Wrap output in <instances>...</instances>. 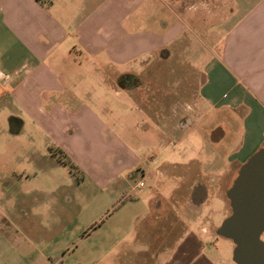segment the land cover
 Wrapping results in <instances>:
<instances>
[{"label":"crops","instance_id":"obj_1","mask_svg":"<svg viewBox=\"0 0 264 264\" xmlns=\"http://www.w3.org/2000/svg\"><path fill=\"white\" fill-rule=\"evenodd\" d=\"M71 67L80 73L61 79ZM93 75L100 80L87 79ZM131 79L138 83L126 82ZM80 80L85 88L127 94L137 108V129L147 125L143 134L151 133L143 139L168 147L194 135L204 145L151 169L161 182L150 194L145 240L135 242L150 259L130 263L125 254L111 255L120 245L130 252L122 236L98 262L190 264L187 247L205 250L219 237L213 205L223 202L224 215H231L226 192L240 167L264 148V0H0V264H65L76 239L90 237L77 226L81 208L70 189L49 203L40 195V182L31 178L40 166L72 164L108 191L112 205L124 194V178L133 179L140 160L118 138V103L102 105L105 121L73 99L71 114L45 111L60 107L56 96ZM14 105L40 117L46 163L35 159L38 146L23 136L26 123ZM215 128L221 133L212 138ZM93 139L105 141L100 161L88 156ZM221 141L223 150L215 149ZM47 205L52 212L43 213L45 223L40 211ZM230 243L231 261L217 264H234Z\"/></svg>","mask_w":264,"mask_h":264},{"label":"rangeland","instance_id":"obj_2","mask_svg":"<svg viewBox=\"0 0 264 264\" xmlns=\"http://www.w3.org/2000/svg\"><path fill=\"white\" fill-rule=\"evenodd\" d=\"M89 70L90 69H85L84 72L88 71L90 74L91 72ZM71 71L70 75L60 76V78L63 80L67 78L73 79L76 74L80 73L72 67ZM99 78L100 77L95 75H93L92 78L87 77V79H91L92 81L100 80ZM81 82V80L77 82L78 86L76 88L72 87L70 89H65L60 95L56 96V101L59 103L60 107L45 109V111L54 110L58 115L71 114L76 110L70 104L71 99H73L77 104H88L93 112H95L100 119L105 121L107 118L104 115L105 108H103L102 105L106 102V105L115 107L118 103L116 106L117 108L115 107V110L118 111L112 109L114 112H117L115 116H119V122H117L119 130L118 138L120 142L140 160L132 171V173L134 172L133 179L126 180L124 178V194L116 197L118 200L114 203L115 208H113L114 205L111 203V195L108 191L106 189L101 190L100 185H96L88 178L83 177V175L79 173L72 164L69 165L68 162H62L63 165L60 164L54 167L50 165L40 166L39 171L35 173V177L31 178H33V181L40 182V195L46 198V203L55 200V197L59 195L61 189L68 188L77 200L79 209L81 208L77 218V226L82 230H86L88 234H90V237L86 238L85 235L76 239L69 252L71 257H68L65 264H90L96 261L97 264L105 252L112 251L113 247L110 246V243L113 238L122 236H125V240H128L126 249H130V252L124 253L126 250L122 249L120 245L112 251L111 255L117 256L125 254L124 259L128 262L130 261V263L134 261L140 262L144 259L149 260L152 255L146 253L148 252L146 251V246L142 244L138 247L135 242L137 238L143 241L145 240L144 236L148 232L147 230L151 224L150 222H152L147 216L151 207L150 200L153 199V196L150 194L154 191L156 184L161 182V180L156 179L151 169L158 166L162 160H184L186 157L190 156V154H197L199 150L203 149V142L198 136L191 135L180 142L176 140L171 141V144L166 147L164 143L156 142L154 139H143L145 137L142 135L149 136L151 133L149 134L148 132L143 134L144 130H147V125L141 127V130L137 129V108L135 105H128L127 101L129 99L127 94L123 93L121 98L116 97L112 93L107 92L104 85L102 88L94 86L93 89H90L81 86ZM121 101H124V106ZM12 110L14 112H20L26 123L23 136L26 137L27 134H29L31 137H34L29 143H32L34 147L36 145L38 146V153L35 155V159H38L40 164L46 163L47 160L44 159L46 156L40 149V144L43 141L40 140V133H42L39 122L40 117H38V121L36 118L29 115L25 109L16 107L15 105ZM111 116L112 115L109 114L108 119L115 124L116 119L112 121ZM82 141L83 142L80 144L81 156L83 152L86 153L83 149V145L87 143V141ZM103 142L105 144V141L93 139L95 147L92 151L93 154L88 155L89 158H92L94 161H100L105 158L102 157V153H106ZM224 144L225 143L221 141L219 144L214 145V148L223 150ZM108 148L110 150L109 153H112L113 149L111 143ZM57 158L60 161L59 163L64 160L59 154H57ZM35 171H37V169H35ZM139 183L144 184L145 187L139 189ZM160 190L163 198L169 196V192L165 190V188L161 187ZM212 209L216 212H220V216L216 219L217 226H220L221 222L228 216V214L225 213L224 215L223 213L226 206L223 202H217L213 205ZM41 210L40 214L45 222V220L48 219L45 218L46 216H43V213L49 214L52 210L48 209V205L44 206ZM209 213L210 211L207 209L205 215ZM93 222L94 225H91ZM102 223H107L106 225L108 228H104ZM133 223H135L134 232L132 228ZM99 224L100 228L93 229L94 226H98ZM263 238L264 234L262 235V240ZM104 239L106 240L105 242L101 241ZM207 244L208 246H206L207 249L205 250H201L196 244H191L186 248L185 253L188 254L190 264H202V260L217 264L222 258L228 260V262L231 261L232 244L230 241L215 236L213 241H209ZM113 259L114 258L111 260L113 261Z\"/></svg>","mask_w":264,"mask_h":264},{"label":"water","instance_id":"obj_3","mask_svg":"<svg viewBox=\"0 0 264 264\" xmlns=\"http://www.w3.org/2000/svg\"><path fill=\"white\" fill-rule=\"evenodd\" d=\"M226 197L231 215L217 228V236L233 243L234 264H264V148L240 167Z\"/></svg>","mask_w":264,"mask_h":264},{"label":"flooded vegetation","instance_id":"obj_4","mask_svg":"<svg viewBox=\"0 0 264 264\" xmlns=\"http://www.w3.org/2000/svg\"><path fill=\"white\" fill-rule=\"evenodd\" d=\"M127 83H133V84H137L138 83V81H136V80H134V79H131V80H127L126 81ZM15 123H16V120L15 119H13V125H15ZM213 133H212V138H214V137H216L219 133H221L220 132V128H215V129H213V131H212ZM61 156V155H60Z\"/></svg>","mask_w":264,"mask_h":264},{"label":"built area","instance_id":"obj_5","mask_svg":"<svg viewBox=\"0 0 264 264\" xmlns=\"http://www.w3.org/2000/svg\"><path fill=\"white\" fill-rule=\"evenodd\" d=\"M140 185H142V184H140Z\"/></svg>","mask_w":264,"mask_h":264}]
</instances>
